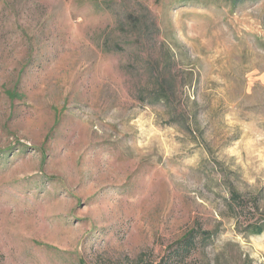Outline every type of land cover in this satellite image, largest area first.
<instances>
[{"label":"rangeland","instance_id":"obj_1","mask_svg":"<svg viewBox=\"0 0 264 264\" xmlns=\"http://www.w3.org/2000/svg\"><path fill=\"white\" fill-rule=\"evenodd\" d=\"M258 223L264 0H0V264H264Z\"/></svg>","mask_w":264,"mask_h":264},{"label":"trees","instance_id":"obj_2","mask_svg":"<svg viewBox=\"0 0 264 264\" xmlns=\"http://www.w3.org/2000/svg\"><path fill=\"white\" fill-rule=\"evenodd\" d=\"M237 0H235L236 2ZM166 81L161 80L159 85H155L153 89V94L149 98H152L154 103H160L162 100L166 99L165 91ZM176 91V88L173 89ZM197 122L195 119L190 123V128L196 127ZM231 198L233 200H239V195L237 193L231 192ZM264 231V225L253 224L248 226V232L250 235H261ZM213 235L207 231L195 232L194 230L187 233L183 238L178 240L175 244V249L172 251V257L176 260H185L191 257L198 249V247L205 245L212 239ZM171 256V255H170ZM171 258V257H170Z\"/></svg>","mask_w":264,"mask_h":264}]
</instances>
